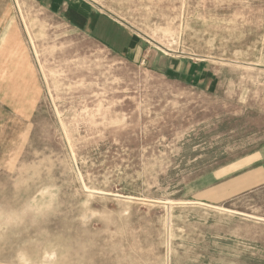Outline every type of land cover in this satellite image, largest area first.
<instances>
[{"label":"rangeland","instance_id":"rangeland-1","mask_svg":"<svg viewBox=\"0 0 264 264\" xmlns=\"http://www.w3.org/2000/svg\"><path fill=\"white\" fill-rule=\"evenodd\" d=\"M63 1L0 8V264H264V0Z\"/></svg>","mask_w":264,"mask_h":264},{"label":"crops","instance_id":"crops-1","mask_svg":"<svg viewBox=\"0 0 264 264\" xmlns=\"http://www.w3.org/2000/svg\"><path fill=\"white\" fill-rule=\"evenodd\" d=\"M38 1H40L43 4V6H45V8L47 9V11H49V12H52V9H54V11H56V10L59 9V7H61L63 5H66L63 0L62 1L61 0H38ZM2 5H3V2H2V0H0V8H2L1 7ZM77 7L78 8H73L74 9L73 12L71 11V13H73L74 16L77 17L76 21H72L68 17H67V19H65L63 21H65L66 23L67 22L71 23V22H82V21H94L93 17L91 16V14L93 12L91 8H89L84 3H82V5H78ZM6 9H4V12H1V10H0V17H3L5 15ZM67 16H69V12H68ZM100 18L101 19H99V20H107L103 16H101ZM0 20H1V18H0ZM0 25H1V23H0ZM2 38H1V33H0V45H1V43L3 41H5L4 40V38H5L4 35L2 36ZM263 165H264V163H263Z\"/></svg>","mask_w":264,"mask_h":264}]
</instances>
